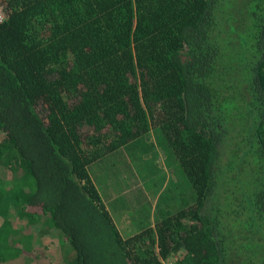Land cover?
<instances>
[{
	"label": "trees",
	"instance_id": "obj_1",
	"mask_svg": "<svg viewBox=\"0 0 264 264\" xmlns=\"http://www.w3.org/2000/svg\"><path fill=\"white\" fill-rule=\"evenodd\" d=\"M0 6V264H264V0Z\"/></svg>",
	"mask_w": 264,
	"mask_h": 264
},
{
	"label": "rangeland",
	"instance_id": "obj_2",
	"mask_svg": "<svg viewBox=\"0 0 264 264\" xmlns=\"http://www.w3.org/2000/svg\"><path fill=\"white\" fill-rule=\"evenodd\" d=\"M5 15V9L0 7V17ZM153 129L149 130L147 134L149 135L148 138H146V141L152 142V145H149L147 149V153L143 151V153L139 156H144V161L146 160L148 163L147 165L151 166H157L158 170H161V173H163V184L169 180L170 177H172L174 180L180 179L181 175L177 172V166L173 160L169 156H167V153H165V149L162 145L158 143V140L154 136ZM142 138V137H141ZM137 147H140V142H137ZM132 161V160H131ZM139 157H136V164L138 165ZM133 162V161H132ZM144 173H146V169H142ZM138 174V173H136ZM139 179H141L140 175H138ZM126 219L129 220L128 215L125 214ZM129 221H125L122 217L121 220H119L120 228L122 231H126V224ZM13 224L17 226V229L25 230L29 229L31 232H35L39 239L41 240H53L51 243V248H54L56 250L55 255H51V258L53 260L57 261L58 263L61 261V259L67 254L68 247L66 246L65 242H61V238L59 234H55L56 239L54 238V235L48 232L47 229L43 228L42 226H38L37 224L33 225H27L26 223H19L17 218H13ZM23 228V229H22ZM167 261V260H165ZM164 261V263H165Z\"/></svg>",
	"mask_w": 264,
	"mask_h": 264
},
{
	"label": "built area",
	"instance_id": "obj_3",
	"mask_svg": "<svg viewBox=\"0 0 264 264\" xmlns=\"http://www.w3.org/2000/svg\"><path fill=\"white\" fill-rule=\"evenodd\" d=\"M0 7H2V6H0ZM2 17H4V16H1L0 19H1ZM165 264H174V261L171 260V259H167V261H165Z\"/></svg>",
	"mask_w": 264,
	"mask_h": 264
},
{
	"label": "crops",
	"instance_id": "obj_4",
	"mask_svg": "<svg viewBox=\"0 0 264 264\" xmlns=\"http://www.w3.org/2000/svg\"><path fill=\"white\" fill-rule=\"evenodd\" d=\"M124 216H125V214L123 215V217H122V218H123L125 221H129V220H128V219H126V217H124ZM119 220H121V218H120ZM127 224H129V223L127 222ZM127 224H126V225H127ZM117 225L120 227V224H119V223H118ZM126 225H125V226H126ZM120 229H121V228H120ZM125 232H126V231H125ZM164 264H165V263H164Z\"/></svg>",
	"mask_w": 264,
	"mask_h": 264
}]
</instances>
